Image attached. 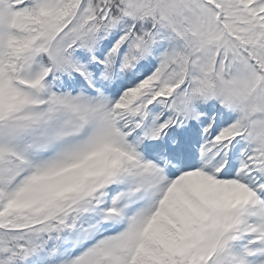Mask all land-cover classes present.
Masks as SVG:
<instances>
[{"label": "snow or ice", "instance_id": "obj_1", "mask_svg": "<svg viewBox=\"0 0 264 264\" xmlns=\"http://www.w3.org/2000/svg\"><path fill=\"white\" fill-rule=\"evenodd\" d=\"M0 264H264V0H0Z\"/></svg>", "mask_w": 264, "mask_h": 264}]
</instances>
